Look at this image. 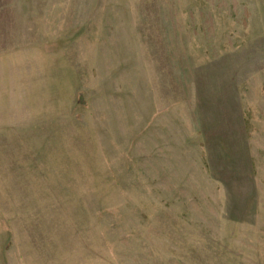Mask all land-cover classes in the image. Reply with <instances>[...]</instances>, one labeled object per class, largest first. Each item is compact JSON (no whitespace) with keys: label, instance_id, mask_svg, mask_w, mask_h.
<instances>
[{"label":"rangeland","instance_id":"1","mask_svg":"<svg viewBox=\"0 0 264 264\" xmlns=\"http://www.w3.org/2000/svg\"><path fill=\"white\" fill-rule=\"evenodd\" d=\"M0 264H264V0H0Z\"/></svg>","mask_w":264,"mask_h":264}]
</instances>
